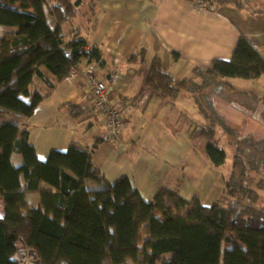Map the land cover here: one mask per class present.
<instances>
[{"label":"trees","instance_id":"trees-1","mask_svg":"<svg viewBox=\"0 0 264 264\" xmlns=\"http://www.w3.org/2000/svg\"><path fill=\"white\" fill-rule=\"evenodd\" d=\"M99 1L0 0V264H24L25 256L34 264H104L108 256L111 264H264V208L255 203L264 188L263 152L251 159L240 146L236 182L224 173L228 204L211 206L169 188L149 200L128 177L110 184L89 152L76 146L39 159L24 122L48 96L37 79L55 88L41 68L63 82L82 62L103 63V49L89 46L75 27ZM188 1L213 12L225 6L246 9L243 0ZM147 52L139 48L130 61L146 62ZM193 73L205 75L204 81H176L156 57L148 85L171 97L193 93L190 86L197 85L193 95L199 99L207 84L264 77V56L241 34L231 60H214L211 69L195 67ZM68 106L73 114L81 107ZM203 135L206 157L222 169L227 152L211 141L218 140L215 127ZM92 182L99 186L91 187Z\"/></svg>","mask_w":264,"mask_h":264},{"label":"crops","instance_id":"crops-1","mask_svg":"<svg viewBox=\"0 0 264 264\" xmlns=\"http://www.w3.org/2000/svg\"><path fill=\"white\" fill-rule=\"evenodd\" d=\"M243 1L244 10L225 6L213 12L188 0H100L94 13L79 17L75 27L82 28L79 37L87 38L89 46L104 51L103 63L91 65L97 79L106 81L113 72L121 74L109 91L110 104L121 107L124 125L120 141L101 140L106 120L94 110L92 86L86 73L89 66L85 62L63 82L42 67L55 88L51 91L43 80L37 79L40 92L48 96L24 122L39 159L45 161L52 150L66 151L76 146L89 152L106 182L114 184L128 177L149 200L160 189L169 188L187 200L199 197L207 206L217 203L227 185L225 174L212 165L203 147L189 138L181 121L196 120L197 110L206 117L220 111L226 113L237 104L226 102L228 93L242 99L237 105H243L244 110L246 104L258 105L257 110L262 104L264 110V97L245 90L247 80L208 85L199 99L190 93L165 96L151 89L148 76L151 62L160 57L163 68L176 81L199 82L201 78L193 73L194 68L211 69L214 60H231L241 34L264 56V0ZM47 15L55 26V20ZM139 48L148 51L146 62L141 58L131 62ZM213 87L218 88L215 97L211 93ZM70 104L81 107L73 114ZM258 111H250L254 122L259 120ZM239 112L242 113V106ZM174 120L177 121L173 125L170 121ZM219 121L226 122V118L219 117ZM14 158L19 160L17 155ZM92 183L91 187L99 186ZM3 214L1 201L0 217Z\"/></svg>","mask_w":264,"mask_h":264},{"label":"rangeland","instance_id":"rangeland-1","mask_svg":"<svg viewBox=\"0 0 264 264\" xmlns=\"http://www.w3.org/2000/svg\"><path fill=\"white\" fill-rule=\"evenodd\" d=\"M46 12H47V14H49L47 8H46ZM3 29H5V28L1 29V31H2L1 33H4ZM81 30H82V28H81ZM91 67H93V70L95 73V67L89 66V68H91ZM89 68H87L86 73H87ZM113 74L114 75L118 74L119 78L121 77L120 72H115V73L113 72L110 74V76ZM195 75L197 77H200L197 74H195ZM204 77H205V75H203V77H202L203 79L202 78L199 79V82H197V85L200 84L202 81H204ZM119 78H117L116 81ZM189 80H191V79H189ZM191 81H193V80H191ZM229 81H246V80L239 79V78H226L224 80V82L230 83ZM247 81L248 82L246 84H244V86H243L245 88V90H249V91L253 92V94L258 98L264 97V77L261 78V80L255 79V80H247ZM197 85L190 86V89L192 91H194L195 93H196V89L198 90ZM209 85L214 86V84H209ZM207 86H208V84H207ZM109 89H110V87H109ZM217 91H218V88H215V87L211 88V93H212L213 97L218 95ZM194 92L190 93V95L194 94ZM186 93L187 92H185L184 95H187ZM92 95H93V99H94L93 89H92ZM227 95H228V101H226V102H229V103L235 102V103L239 104L240 101L242 100V99H236L237 96H235L231 93H228ZM109 96H110V93H109ZM238 96H242V93H238ZM237 104H235V107L233 105L231 107H229V109L227 110L226 113H223L221 111L218 115L213 113L212 117H206L202 113L198 114L200 111L197 110V114L195 117L196 120H194L193 123L191 120L184 119L181 121V124H180L189 133V138L192 141H194L197 146L199 145L200 148L203 147V149L206 146L205 141H203L206 138L204 135L202 136L203 131L206 130L210 126L215 127L218 140H211V141L212 142L218 141V143L216 145L218 147H220L221 149H224L227 152L226 163L222 166V171H223V173H226V175L228 177V181H231V182H236V180H234L235 174L239 175V173H237L236 169L234 168V165H235L234 157L236 154L239 153L241 145H242V147L245 146V151H249L248 147L251 146L250 147L251 148L250 149L251 150L250 155H248V153H246L245 151L243 152V156H249L248 158H251V159L256 158L260 153H262V152L264 153V110H261L262 104L259 105V107H260L259 108L260 110L258 109L259 111L257 110L258 105L246 104V110H244L243 105H241L242 106V113L239 112V109L241 108V106L237 105ZM209 106L211 107V105H209ZM93 107H94V105H93ZM250 111H258V112H256V118L259 117V120H257L258 122L257 121L254 122L253 113L251 114ZM120 114L122 115L121 110H120ZM158 115L161 118V114L159 113ZM219 117L226 118V122L219 121ZM176 121L177 120L170 121V123H173V125H174V123ZM195 121H196V125L194 127L193 124L195 123ZM123 125H124V121H123ZM123 125L120 128V132L118 134V137H117L118 139L116 140V142L120 141L121 131H122ZM101 140H102V137H101ZM262 180H263V186H264V178ZM258 191H259L261 196L258 199H256L255 203L259 204L262 208H264V188L261 187ZM33 195H38V194H33ZM223 196H224V194H223ZM251 196L254 197L253 194ZM30 197L31 196H29V198ZM35 197H37V196H35ZM1 201L2 200L0 199V202ZM217 203L222 204V205H225V204L227 205L228 201H225V199L223 197H221L217 201ZM20 250H21V252H20V254H21L23 252L22 246H21ZM32 262L34 263L33 258L27 257V256L24 257V264H32ZM104 264H111L110 256H108L105 259ZM127 264H133V262L130 261Z\"/></svg>","mask_w":264,"mask_h":264},{"label":"built area","instance_id":"built-area-1","mask_svg":"<svg viewBox=\"0 0 264 264\" xmlns=\"http://www.w3.org/2000/svg\"><path fill=\"white\" fill-rule=\"evenodd\" d=\"M87 74L94 92V108L105 116L106 131L102 136L104 142H116L120 128L123 125V119L120 114V108L111 106L109 102V87L116 82L119 75H111L106 81H100L96 78L93 67L89 68ZM113 107V108H112ZM32 264H34L32 262Z\"/></svg>","mask_w":264,"mask_h":264},{"label":"clouds","instance_id":"clouds-1","mask_svg":"<svg viewBox=\"0 0 264 264\" xmlns=\"http://www.w3.org/2000/svg\"><path fill=\"white\" fill-rule=\"evenodd\" d=\"M109 78H110V77H108V79H109ZM108 79H107V80H108ZM111 106H113V105H111ZM94 110H95V108H94ZM104 117H105V116H104ZM102 142H104V141H102Z\"/></svg>","mask_w":264,"mask_h":264}]
</instances>
